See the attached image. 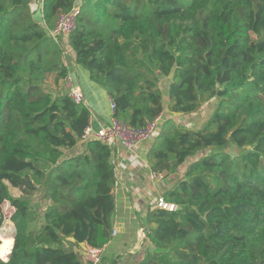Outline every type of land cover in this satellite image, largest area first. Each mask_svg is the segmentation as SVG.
<instances>
[{"label":"trees","instance_id":"1","mask_svg":"<svg viewBox=\"0 0 264 264\" xmlns=\"http://www.w3.org/2000/svg\"><path fill=\"white\" fill-rule=\"evenodd\" d=\"M73 7L63 43L49 31ZM67 47L117 117L172 116L147 159L165 177L183 170L163 195L175 207H149L135 263L264 264V0H0V206L14 227L0 264H93L76 248L114 236V152L99 138L78 145L91 112L61 85ZM212 99L206 126L174 121Z\"/></svg>","mask_w":264,"mask_h":264},{"label":"crops","instance_id":"2","mask_svg":"<svg viewBox=\"0 0 264 264\" xmlns=\"http://www.w3.org/2000/svg\"><path fill=\"white\" fill-rule=\"evenodd\" d=\"M66 37H63V43ZM64 47L66 48V44ZM67 48V50L65 49V61L69 69V76L72 78L71 84L74 83L83 91L85 105L89 108L91 119H93V127L98 130L102 124H106L111 118V97L103 87L91 79L86 68L75 63L72 49ZM61 85L68 90L70 82L67 80L61 81ZM80 143L78 145H82L84 141L80 140ZM149 144V141L145 142L136 151L127 150L120 142H117L112 148L117 175V209L114 221L116 234L101 249L102 259L103 257L106 259L111 258L109 250L113 245H117L119 247L123 246L121 249L124 248L125 250L118 249V251L120 253L124 252V255L126 254V256L120 257L122 259L117 264H136L135 260L138 261L142 256L136 253L143 251L142 242L145 237L143 222L149 207L156 205L158 197L164 195V192L168 189L173 188L183 175V170H181L162 180H154L151 175L153 171L147 159V152L150 149ZM13 236L12 244L14 242ZM79 247L87 248L88 245L83 243Z\"/></svg>","mask_w":264,"mask_h":264},{"label":"built area","instance_id":"3","mask_svg":"<svg viewBox=\"0 0 264 264\" xmlns=\"http://www.w3.org/2000/svg\"><path fill=\"white\" fill-rule=\"evenodd\" d=\"M78 15L79 7H73L71 11L61 15L57 19L55 26L49 31L50 35L54 39L58 40L59 37L67 36L72 33L77 27ZM65 80L70 82L68 92L75 103L85 105V95L81 88L74 83L71 84V76L68 75ZM110 110L111 118L106 124H102L101 128L98 130L94 129L93 119H91L90 114L89 124L85 128L82 141L85 142L92 137L99 138L105 141L109 147H111V149L116 145L117 142H120L121 145L127 150L136 151L141 147V145L157 135L159 124L164 119V114L161 113L151 121L147 122L145 125L135 126L116 116L117 108L113 99L110 100ZM113 162H115L114 158ZM151 175L154 180H162L165 178L163 173L152 172ZM156 205L159 207L170 208L171 210L175 207L174 204L167 203L163 195L158 197ZM115 234L116 229H114V235ZM88 251L89 257L92 258L94 264H97L101 261V249L90 247Z\"/></svg>","mask_w":264,"mask_h":264},{"label":"rangeland","instance_id":"4","mask_svg":"<svg viewBox=\"0 0 264 264\" xmlns=\"http://www.w3.org/2000/svg\"><path fill=\"white\" fill-rule=\"evenodd\" d=\"M37 4H39L38 1L36 4H33V10L35 11L36 18L40 19L41 16L38 13L39 12V6ZM63 37H59V40L62 41ZM170 79H171L170 77L161 78V88L163 91L166 89V86L170 82ZM47 85L48 86L52 85V79H49ZM214 107H215V99H212L208 103L206 102L201 107V112H199L201 114H197L198 119L196 118L197 116L195 113H193V114L190 113L187 115H178L177 114V116H173V119L176 123H180V122L184 121L188 127H191L193 129L197 130V129H200V128H202L208 124L210 117L207 120H205V119L207 118L208 115H210L209 110L213 109ZM165 114L167 115V118L169 117L168 119L171 118L170 117L171 114H169L167 112ZM203 115H206V116L203 117ZM227 152L230 153L231 155L235 156V155H240L241 153H243V149L238 148L236 145H234L231 142V143H229V145L227 147ZM11 191H12L14 196L20 195V192L17 189H14L11 187ZM33 203L36 204V206L38 207L39 210H41V209L44 210L46 205H47L46 201L39 199V196L33 198ZM11 207L12 206L9 204V202H6L4 205L0 206V214H4V216H6L3 227L0 229L1 244H3L4 239L12 238V236L14 235V227H13L12 223L9 221V217H10V214L12 212ZM121 247H123V246L119 247L117 245H115V246L113 245L112 248L109 250V255H111L110 256L111 258L106 259L103 257V259H101L99 264H117L118 262H120L122 259L120 257H122L124 255V252L120 253L118 251V249L125 250L124 248L121 249ZM89 248H90V246L88 245L87 248L86 247H77L76 250L81 254L82 257L86 258L88 261H90L91 263L94 264L92 258L89 257V251H88ZM87 255L89 258L87 257ZM124 256H126V254Z\"/></svg>","mask_w":264,"mask_h":264},{"label":"water","instance_id":"5","mask_svg":"<svg viewBox=\"0 0 264 264\" xmlns=\"http://www.w3.org/2000/svg\"><path fill=\"white\" fill-rule=\"evenodd\" d=\"M72 240H74V238H71Z\"/></svg>","mask_w":264,"mask_h":264}]
</instances>
